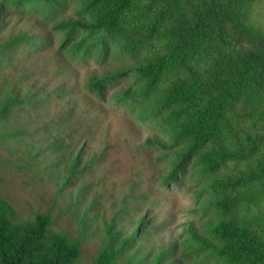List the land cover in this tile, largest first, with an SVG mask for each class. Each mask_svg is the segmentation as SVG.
<instances>
[{"label":"trees","instance_id":"1","mask_svg":"<svg viewBox=\"0 0 264 264\" xmlns=\"http://www.w3.org/2000/svg\"><path fill=\"white\" fill-rule=\"evenodd\" d=\"M31 1L54 8L61 0ZM257 1L82 0L86 15L58 21L68 39L79 29L98 31L94 41L103 43V49L111 37L127 55L149 51L135 65L93 70L87 82L101 88L102 83L134 70L140 89L118 88L115 96L153 95L152 108L174 136L185 140L184 158L198 157L214 193L210 203L215 215L203 219L204 233L191 220L186 228L189 237L182 243L173 238L161 241L156 251L130 253L148 236L140 237L145 217H137L129 233L116 228L112 219L103 222L100 248L87 264H180L196 245L225 264H264V29L248 22L249 10ZM7 9L2 0L0 29L9 24ZM39 33L25 29L9 33L0 42V57L17 45L38 42ZM82 41L71 47L79 49ZM84 50L90 51L91 46ZM40 88L32 83L23 90L14 81L1 85L0 121L17 106L42 103L45 91ZM56 88L62 95L69 92L64 83ZM146 142L162 145L153 138ZM65 158L70 165L62 178L64 185L87 164H80L81 148L74 154L69 150ZM90 205L80 213L77 209L74 236L51 228L52 218L45 212L17 219L13 205L0 195V264H76L88 236ZM179 246L182 251L177 254Z\"/></svg>","mask_w":264,"mask_h":264},{"label":"rangeland","instance_id":"2","mask_svg":"<svg viewBox=\"0 0 264 264\" xmlns=\"http://www.w3.org/2000/svg\"><path fill=\"white\" fill-rule=\"evenodd\" d=\"M4 1L8 8L5 17L10 20L0 29V42L9 33L24 29L40 32V38L2 54L0 86L14 81L24 90L35 83L45 91L42 103L17 106L0 121V195L13 205L17 219L45 212L52 218L51 228L76 236V212L92 204L86 210L88 236L82 241L76 264L94 259L103 222L112 219L116 228L129 233L135 219L145 217L139 236H148L141 239L142 246L130 248V253L156 251L161 241L173 238L182 243L189 237L186 228L191 220L204 233L203 219L215 215L210 203L214 193L207 186L209 175L198 157L184 158L185 140L174 136L152 108L153 95L144 98L138 92L127 99L115 96L118 88L140 89L142 83L136 72L129 70L102 83L101 88L87 82L91 71L117 68L120 63L135 65L137 58L149 51L137 57L127 55L111 37L103 49V43L94 41L98 31L79 29L68 39L66 29L57 23L86 15L82 0H61L54 8L40 1ZM248 22L264 29V0L251 6ZM78 40L83 42L80 50L71 47ZM88 45L91 50L86 52ZM59 83H64L69 92H57ZM148 138L158 139L162 145L147 143ZM78 148L80 164L86 162V169L64 185L62 178L70 165L65 156ZM90 157L94 159L89 161ZM172 170L173 176L168 179ZM181 251L179 246L177 254ZM180 264L225 263L196 245Z\"/></svg>","mask_w":264,"mask_h":264}]
</instances>
